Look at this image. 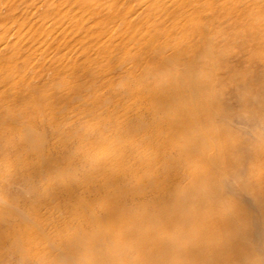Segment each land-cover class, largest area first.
<instances>
[{
  "label": "rangeland",
  "instance_id": "obj_1",
  "mask_svg": "<svg viewBox=\"0 0 264 264\" xmlns=\"http://www.w3.org/2000/svg\"><path fill=\"white\" fill-rule=\"evenodd\" d=\"M181 1L0 0V264H264V0Z\"/></svg>",
  "mask_w": 264,
  "mask_h": 264
},
{
  "label": "bare ground",
  "instance_id": "obj_2",
  "mask_svg": "<svg viewBox=\"0 0 264 264\" xmlns=\"http://www.w3.org/2000/svg\"><path fill=\"white\" fill-rule=\"evenodd\" d=\"M174 1V0H173ZM195 1H197V0H182L180 3H178V5H177V7H173V8H171V9H167V10H170L169 12L170 13H173V12H176L177 11V9L179 8L180 10L178 11V12H181V11H191L192 10V12H195V11H197L198 9H196V6H192L191 4L193 3V2H195ZM163 2V1H162ZM161 2V3H162ZM155 4V3H154ZM171 4V3H170ZM166 5H167V3H166ZM171 5H168V6H161V4H157V5H154L153 6V8H155V9H157V10H160L161 12H164L165 10H166V8H169ZM150 9V8H149ZM201 11V10H200ZM195 15V14H194ZM206 16V15H205ZM232 16V15H231ZM158 17V16H157ZM207 17V16H206ZM234 17V16H233ZM156 19V18H155ZM187 19H189V18H187ZM192 20V19H191ZM190 20V21H191ZM193 20H194V18H193ZM199 20V17L197 18H195V20L194 21H189V23H184L185 25H183V26H185L186 27V25H187V27L189 26L190 27V29H189V35L190 36H192V35H194V33H196V32H198V31H200V24L199 23H196L197 21ZM165 21V20H164ZM154 22V21H153ZM182 22H184V21H182ZM151 26V25H150ZM158 26V25H157ZM181 26V25H180ZM183 26H181V27H183ZM169 28V27H168ZM203 29V28H202ZM180 30V29H179ZM167 31V30H166ZM173 31V30H172ZM202 31V30H201ZM204 32V31H203ZM203 32H202V34H203ZM162 34V33H161ZM204 34H205V32H204ZM154 35V34H153ZM206 35V34H205ZM205 35H203L204 37H205ZM209 36H211V35H209ZM207 37V36H206ZM200 39V38H199ZM205 40H206V38H205ZM86 43V42H85ZM205 43V42H204ZM207 45V44H206ZM205 45V46H206ZM210 47V46H209ZM198 50V49H197ZM202 50V49H201ZM207 50V49H206ZM209 50V49H208ZM212 50V49H211ZM198 52V51H197ZM89 58V57H88ZM161 59V58H160ZM85 62V61H84ZM171 116V115H170ZM172 117V116H171ZM178 128V127H177ZM179 129V128H178ZM171 161V160H170ZM51 166V165H50ZM49 166V167H50ZM190 173V172H189ZM189 181V180H188ZM187 181V182H188ZM188 186H189V184H188ZM186 187V186H185ZM57 194V193H56ZM61 194V193H60ZM170 196V195H169ZM113 202V201H112ZM115 202V201H114ZM111 203V202H110ZM140 203V202H139ZM151 203V202H150ZM150 206V205H149ZM119 207V206H118ZM119 209V208H118ZM113 210V209H112ZM112 210H110V211H112ZM115 210H116V208H115ZM108 212V211H107ZM113 212V211H112ZM116 212H117V210H116ZM120 213V212H119ZM117 214V213H116ZM34 216V215H33ZM105 216H107V215H105ZM112 218H114L115 219V216L114 217H112ZM109 219V218H108ZM118 219V218H117ZM111 220V219H110ZM120 220V219H119ZM123 220V219H122ZM124 221V220H123ZM117 225H118V220H117ZM69 224V223H68ZM218 226V228H222L223 226L222 225H217ZM119 227V226H118ZM121 227H123V226H121ZM69 228V227H68ZM80 229V228H79ZM114 230V229H113ZM81 231V230H80ZM116 231V230H115ZM82 232V231H81ZM81 232H79V233H81ZM110 233H111V230H110ZM142 241H144V240H142ZM72 243V242H71ZM145 243V242H144ZM65 244V243H64ZM149 244V243H148ZM74 246H77V244L76 245H74ZM61 249V248H60ZM140 251V250H139ZM131 252V251H130ZM144 252V251H143ZM74 253V252H73ZM145 253V252H144ZM137 254H138V252H137ZM146 254V256H144V258L146 257V259H145V261L144 262H142L141 264H154V262L155 261H157V259H159V257L154 261V259L152 258V255H151V253L149 252V251H147V253H145ZM144 254V255H145ZM104 255H106V254H104ZM156 255H158V254H156ZM156 255H154V256H156ZM153 256V257H154ZM118 258H116V260H117ZM119 259H121V258H119ZM124 261V260H123ZM101 262V261H100ZM116 262V261H115ZM156 263V262H155Z\"/></svg>",
  "mask_w": 264,
  "mask_h": 264
}]
</instances>
